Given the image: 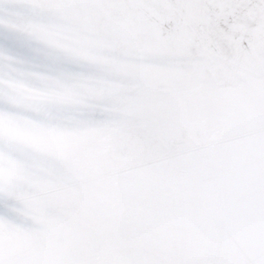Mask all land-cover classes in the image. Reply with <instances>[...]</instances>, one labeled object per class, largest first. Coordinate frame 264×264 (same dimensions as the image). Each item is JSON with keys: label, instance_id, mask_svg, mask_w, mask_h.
<instances>
[{"label": "snow or ice", "instance_id": "snow-or-ice-1", "mask_svg": "<svg viewBox=\"0 0 264 264\" xmlns=\"http://www.w3.org/2000/svg\"><path fill=\"white\" fill-rule=\"evenodd\" d=\"M0 264H264V0H0Z\"/></svg>", "mask_w": 264, "mask_h": 264}, {"label": "bare ground", "instance_id": "bare-ground-1", "mask_svg": "<svg viewBox=\"0 0 264 264\" xmlns=\"http://www.w3.org/2000/svg\"><path fill=\"white\" fill-rule=\"evenodd\" d=\"M16 45L17 44L13 42L12 38H10L7 33L0 30V49H5L11 52L12 54L18 55V53H15V50L19 52L18 49L16 48L18 45L17 46Z\"/></svg>", "mask_w": 264, "mask_h": 264}, {"label": "water", "instance_id": "water-1", "mask_svg": "<svg viewBox=\"0 0 264 264\" xmlns=\"http://www.w3.org/2000/svg\"><path fill=\"white\" fill-rule=\"evenodd\" d=\"M15 50V49H14ZM18 51L19 52H17L16 50H15V53H18V55L19 56H25L27 53V51H26V49H24V48H21L20 46H19V48H18ZM26 53V54H25Z\"/></svg>", "mask_w": 264, "mask_h": 264}, {"label": "rangeland", "instance_id": "rangeland-1", "mask_svg": "<svg viewBox=\"0 0 264 264\" xmlns=\"http://www.w3.org/2000/svg\"><path fill=\"white\" fill-rule=\"evenodd\" d=\"M17 46V45H16ZM17 49L19 48V45L16 47ZM26 54V53H25ZM28 54V53H27ZM26 56V55H25Z\"/></svg>", "mask_w": 264, "mask_h": 264}]
</instances>
